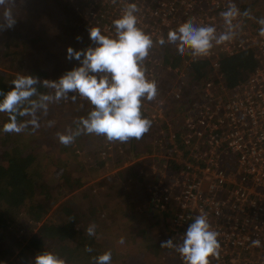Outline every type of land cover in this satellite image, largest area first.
Returning a JSON list of instances; mask_svg holds the SVG:
<instances>
[{
    "label": "built area",
    "instance_id": "obj_1",
    "mask_svg": "<svg viewBox=\"0 0 264 264\" xmlns=\"http://www.w3.org/2000/svg\"><path fill=\"white\" fill-rule=\"evenodd\" d=\"M69 2L74 4L75 15L87 22L89 28H99L110 38H116L113 21L129 3H135L139 9L137 27L154 41L143 67L147 78L155 80L157 86L171 73L183 80L194 60L209 63L211 74L189 98L186 110L176 113L179 124L173 120L176 114L168 116L167 106L180 99L177 90L158 94L145 104V112H153V117L164 123L161 126L165 130L159 126L158 131H163L162 146L167 145L163 158L175 157L182 167L179 177L169 186L157 184L158 208L168 213L169 229L181 239L202 210L208 214L221 245L219 257L209 258L211 264H264V36L247 27L239 16L233 21V40L214 45L206 57L186 54V63L172 69V58L166 62L168 55L164 49H154L156 41L163 37L168 47H177L167 41L168 33L189 20L196 26H215L217 35L227 31L220 13L232 4L231 0ZM241 52H249L256 65L245 80L228 87L218 74L220 58ZM180 67H184V73ZM185 152L192 159H185ZM257 240L259 246L253 244ZM176 254L178 264H184Z\"/></svg>",
    "mask_w": 264,
    "mask_h": 264
},
{
    "label": "rangeland",
    "instance_id": "obj_2",
    "mask_svg": "<svg viewBox=\"0 0 264 264\" xmlns=\"http://www.w3.org/2000/svg\"><path fill=\"white\" fill-rule=\"evenodd\" d=\"M67 1L69 0H66V2ZM231 3L235 4L241 13H244L245 11L249 13L248 16L241 15L247 27L254 30H259L261 28V25L257 21L261 18H264V0H231ZM47 12L48 11L45 8H42L40 5L36 6L34 10L26 8L21 12V17L18 19V26H29V28H31L30 35H27L31 36L33 41L28 43L26 51L22 49L20 52H23L26 57H30L31 59L34 57L37 66L47 73V80L55 81L58 80L65 72L80 66V62L75 58H67L68 47H71L73 50H85L87 47H95L96 45H94L89 39V29L91 28H89L87 22L82 21L80 18L74 16L73 20L69 19V17L65 15L67 10L64 13L61 10L53 9L50 13ZM29 13L31 16L27 17ZM71 25L76 26L74 30L73 28H70ZM67 26H69V30L65 29ZM86 33L88 34V42H86L84 39ZM78 36L81 37L80 40L76 39ZM154 49H164L166 54L171 56L173 59L177 56L185 57L186 60L189 58V55L178 54L177 48L168 47L167 43H165L163 46L155 43ZM23 64H26V59H24V57L18 56L15 58V64H12L11 67L0 68V71L2 72L1 74H10L11 76H16L17 74L27 75L26 72H24ZM171 66L172 69L178 67V65H175V61L171 64ZM180 70L184 73V67H180ZM170 75L171 77L165 80L167 83L164 93L169 90H177L180 94V108L186 109L189 106V95L182 97V94L184 93L183 88L187 89V91L191 90L190 84L192 81H190L187 74L184 75V78L181 81H178L177 77L173 73ZM158 89L160 90V88ZM39 92L54 94V90L49 88H41ZM191 92L195 93V89L193 88ZM213 95H215V92H213ZM73 96L75 99L72 98ZM192 104L194 105L193 102ZM157 106L153 107L152 110ZM92 107L93 106L90 105L86 99L81 98L77 93H70L68 99L61 100L59 103L50 104L47 115H44L41 111L37 112L40 128L33 130V133L30 134V136L36 134V138L29 140V142L33 141L30 149L34 148L36 160L39 162L38 167L43 170V176H46L47 173H49L46 183L37 185V188L41 189L42 186H48L50 184L57 188L59 185L62 186L64 184L63 180L55 177L57 171L53 169L52 163L49 161V156L54 155L56 157H67L69 156L70 151L75 149V153L79 154L80 152V154L77 159L69 165L68 170H70V172H76V176L78 174L84 176L83 178L86 184L82 189H85L84 191L87 192H80V189L73 194L61 196V194L58 193H64V190L61 189V187L59 189H55L54 191L57 192V195L54 197L56 199V203H53L49 207L48 213L45 216V220L53 222L63 221L65 217L60 214V211L57 210V207L64 203H70L71 205L75 206L77 212L79 211V208H81V211H79L78 214L82 213V215L86 217L89 216L88 208L92 206L95 208L92 209L94 214L93 219L95 216H98L100 220H103L106 223V227L101 232H105L102 234H106L110 238V241L113 245L117 244L116 248L118 249V253L125 252V248L121 249L118 245L119 239L116 240V238L122 234L136 236L135 242H132L134 240H131L129 245L126 244V247L129 246L131 249L141 251L142 244L146 243V239L144 234L138 233V231L145 228L146 226L156 225L157 234H155L157 236L160 234V232L162 234L165 232L163 229L165 223H167V217L161 216L158 211V202L156 199L158 195L156 194L155 190L159 181H162L161 174L163 173V170L160 165V159H157V150L162 146V142H157L156 145L151 147L152 152L156 151L151 156H149V153H147L145 149L146 144H148V136L145 134L140 140H136L134 143H132L131 140L126 143L109 142L103 136H96L93 134L88 136L89 145L86 151H80V149H78V144L75 145V143L73 145L77 146V148H74L72 144L71 147L70 145H62L59 142L57 133H65L69 130L72 131L71 128L73 127L74 121L79 120L75 119L76 116H72V113L77 111L86 114L87 111L92 109ZM162 108L165 110L166 103L162 106ZM168 110L170 112L169 107ZM3 114L4 113H0V121H2L1 116ZM153 114L154 113L151 112L149 118L152 121L151 129L156 132L159 131V126H163L164 123L160 124L159 120L153 117ZM175 119L179 124L180 120L177 114L173 116V120ZM48 121H55V124L52 127H48ZM59 123L63 124V128L58 127V125H60ZM168 123H170V121H168ZM160 134H163V131H160V133L156 134L154 138L161 139ZM153 141L154 139L151 142ZM1 147L2 146L0 144V149ZM136 152L141 153L137 154L140 157L134 156ZM154 159H157L156 163H154ZM100 162H104L102 170L105 169V172L96 171V167H99ZM124 168H127V170L123 172V174H118ZM135 173L137 175L142 173L144 182H146L148 186L151 185V188H153L155 191H153L151 197H148L147 193H142L136 196L134 199H130L131 187L129 188L128 178L129 174L132 175ZM168 175L172 178L175 177L173 169H169ZM55 183L58 184V186L55 185ZM169 184L170 182L163 183V185L166 187L169 186ZM90 191L91 193H89ZM49 192L51 191L49 190ZM127 198L129 201L128 203L125 202L127 201ZM115 204H118V206L122 208L127 205V215H123L122 212H117V210L113 208ZM107 207L108 209H106ZM13 209L14 207L12 205L7 203L5 204L4 200H0L1 214L7 213L9 216L13 212ZM26 220L27 219L21 221L26 222ZM21 221H19L17 226H10L7 229V233L5 235L6 239L10 236H13V233L16 234L15 238L18 239L23 237L29 238L40 225L38 223L35 224L32 221L27 222L24 225H20ZM98 221L99 220L94 219L93 222L97 223ZM75 222L82 226L85 225V219L82 216H78L75 219ZM20 228L23 230L21 231ZM75 228L77 227L75 226ZM128 230L131 233L128 232ZM172 237L175 243L182 241V239L178 236ZM1 244L4 245V243ZM24 245L25 243H22V247ZM154 246L152 247V252L151 247L147 248V252L149 251L148 253H156L155 258H162L163 255H159L158 252H154ZM22 247H15L14 250L11 248L9 249L10 252L8 250L10 256L9 261L18 259L19 261H25L24 264H34V258L37 253L33 251L25 250L22 252L21 259L17 257V253H19ZM144 249H146V246ZM174 251L175 250H173L172 254H175ZM99 253L100 252L97 251L95 256L99 255ZM172 254L166 253L164 255L167 256V259H169ZM62 258L66 259L65 257ZM81 258H84V260L79 259L77 264H87L86 262H89V260L92 258V255L84 254ZM147 259L148 260H141L138 257L136 258L137 262L133 259L132 260L133 264H155L154 261H149V257ZM13 262L17 263V261ZM73 262L76 263V258ZM170 264H178V261L174 258Z\"/></svg>",
    "mask_w": 264,
    "mask_h": 264
},
{
    "label": "clouds",
    "instance_id": "obj_3",
    "mask_svg": "<svg viewBox=\"0 0 264 264\" xmlns=\"http://www.w3.org/2000/svg\"><path fill=\"white\" fill-rule=\"evenodd\" d=\"M16 0H0V31L14 28L17 18L13 7ZM135 3H129L119 18L113 21L116 38L101 33L99 28L89 29V39L95 47L85 50L67 48V58H75L79 67L65 72L58 80H44V88L54 90V94L38 92L39 77L17 74L11 81L12 87L4 92L0 90V113H6L8 120L2 126L4 133L20 134L29 127L40 128L38 111L47 115L49 105L69 98L70 93H77L86 99L92 109L87 117L78 120L77 129L57 133L59 142L64 146L74 143L81 134L103 136L109 142L126 143L130 138L140 140L152 126V121L142 116V102H149L158 96L155 80L148 79L144 60L153 47V38L137 27ZM227 31L217 35L212 25L196 26L192 21H185L176 30L170 31L167 41L177 45L180 55L206 57L214 45H221L235 38L233 21L241 16L235 4H231L220 13ZM261 28L259 35L264 36V18L257 21ZM80 40L81 37H76ZM165 44L161 37L156 41ZM75 99V97H72ZM27 118V119H18ZM55 121H48L52 127ZM74 220V217H69ZM97 225L90 223L85 229L89 237L96 236ZM218 232L213 230L208 214L201 211L191 222L183 235L182 241L174 243L172 239L161 242L160 247L173 249L179 253L184 264H211L210 257L216 259L220 254ZM119 243L123 244L121 238ZM255 246L260 242L253 241ZM85 251L92 252L91 247ZM112 253L106 251L93 257V264H111ZM34 264H67L57 253L42 251L34 258Z\"/></svg>",
    "mask_w": 264,
    "mask_h": 264
},
{
    "label": "trees",
    "instance_id": "obj_4",
    "mask_svg": "<svg viewBox=\"0 0 264 264\" xmlns=\"http://www.w3.org/2000/svg\"><path fill=\"white\" fill-rule=\"evenodd\" d=\"M38 5H40L42 8H45L48 11L47 13H50L52 9L61 10L63 13L67 10L65 15L69 17V19L73 20V16H77L75 15L74 4L70 3L69 1L66 2V0H16L13 7L14 14L17 18L16 25L12 29L0 31V68L11 67L12 64H15V58H17L18 56L24 57V59H26V64H23L24 72H26L27 75L39 77L41 81V83L37 85V89L39 92L41 88H44L42 82L47 79V73L37 66L34 57L31 59L30 57H26L23 52H20V50L22 49L26 51L28 43L30 41H33V39L31 36H28L30 35L31 30L29 26H27L26 24V26L23 27L18 26V19L21 17V12L26 8L34 10ZM30 16L31 15L29 13L27 17ZM75 27V25L70 26V28H73V30L75 29ZM65 29L69 30V26H67ZM85 35L86 36H84V39L86 40V42H88V34L86 33ZM174 61L175 65L178 66L186 63L185 57L182 56L174 57V59L172 58L171 64ZM255 65L256 62L249 52H241L232 57L220 58V68L218 73L222 76L224 83L228 87H232L237 83L245 80L249 72L254 68ZM1 73L2 72L0 71V90L7 92L12 87L11 81L15 79L16 76H11L10 74L2 75ZM185 74H187L190 81H192L190 84L191 90L193 88L196 90L201 86L198 84L201 83L209 74H211V69L208 63L194 60L189 64L187 70L185 71ZM167 77L170 78L171 75L168 74ZM165 83L167 82L165 81ZM191 90L188 91L191 92ZM188 91L187 89L183 88L184 93L182 94V97H185V95H189L190 92ZM190 97L191 96H189V98ZM145 101L146 100L142 102V116L150 119L149 114L144 111ZM180 106L181 103L179 100L174 104L173 107L169 106L170 112L168 116L172 117L174 114L178 113L179 110L183 112L186 110L181 109ZM74 112L75 113H72V116H76L75 119H80L82 117L86 118L87 114L89 113V111H87L86 114H83V112ZM1 117L2 121H0V144L2 147L0 149V200H4L5 204L7 203L9 205H12L14 209L9 216L7 213H0V264H23L25 261H18L17 263H13V261L9 262V249L12 248L14 250L15 247H22V243H25V245L20 249L19 253H17V257L19 259H21L22 252L28 250L33 251L37 254L42 251H51L54 253L57 252V254L61 258H66L65 260L67 264H77L79 259L84 260V258H81L84 254L92 255V258L89 260V262L86 263L93 264V257H95V253L97 251L100 252L99 255L106 251H110L112 253L111 264H114L115 262H117L115 264H133V260L136 261V258L138 257L141 260H148L147 258L149 257V261H154L155 264H170L172 262V259L175 258L177 260L176 252L174 251L175 254H172L173 249L160 247L161 242L168 239L173 240L172 236L174 234L169 229L168 219L167 223H165L164 225L163 231L165 232L163 234L159 231L160 234L156 236V225L146 226L145 228H143L144 230L141 229L138 231V233L144 234V237L146 239V243L142 244L141 251L131 249L129 246L126 247V244L129 245L131 240H134L132 242H135L136 236L130 234L119 235L116 240L119 239L120 241V239L123 238L124 243H118L119 241L116 243H118L121 249L125 248L124 253H118V249L116 248L117 244L113 245L110 241V238L106 234H102L105 233L101 231L106 227V223L103 220H100L98 216H95L94 219L99 221L97 223L93 222L94 214L92 212V209L95 208L92 206L88 208L89 216L86 217L82 215V213L78 214V212L81 211V208H79V211L77 212L75 206L71 205L70 203H64L57 207V210L60 211V214L65 217L63 221L53 222L45 220V216L48 213L49 207L53 203H56V199L54 197L57 195V192L54 191L55 189H59L61 187V189L64 190V193H58L61 194V196H65L66 194H73L80 189V192H85V189H82L86 184L83 178L84 176L80 174L76 176V172H70V170H68L69 165L77 159L80 152L79 154H76V150L72 149L69 156L67 157H56L54 155H50L49 161L52 163L53 169L57 171L55 177L63 180L64 184L62 186L59 185V187L57 188L55 186L53 187L52 184L48 186H42L41 189L37 188V185L46 183L49 173H47L46 176H43V170L38 167L39 162L36 160L34 148L30 149L33 141L29 142V140H31L32 138H36V134L30 136V134L33 133L31 127L20 134L4 133L2 131V126L7 122L8 116L6 113H4ZM77 122L78 120L74 121L73 127L71 128L72 132L77 129ZM59 124L60 125H58V127L63 128V124ZM161 128L165 130L164 127L161 126ZM156 134H158V131L155 132L150 128L145 135L148 136V140L152 141L154 139L155 141L156 138L154 137ZM88 136L90 135L81 134L80 136L76 137L74 143L75 145L78 144V149H80V151H86V149L88 148ZM130 140L132 141V143L136 141L135 138H130L129 141ZM157 141L164 143L161 139H157L156 142ZM156 142H149L148 144H146L145 149L147 153H151V147L154 146ZM74 143H72V145ZM75 145H73L74 148H77V146ZM137 154L141 153L136 152V155ZM103 165L104 162H100L99 167H96V171L105 172V169L102 170ZM126 170L127 168H124L118 174H123V172H125ZM55 185L58 186V184L56 183ZM128 185L129 188L131 187L130 199H134L136 196L142 193H147L148 197H151L152 195L151 185L148 186V184L144 182L142 173L140 175H137L136 173L132 175L129 174ZM49 190L51 192H49ZM89 193H91V191ZM125 202H129L128 198ZM113 208L117 210V212H122L123 215H127V205L122 208L118 206V204H115ZM106 209H108V207ZM158 211L161 216L167 217L166 214L168 213H166L165 210H161L158 208ZM78 216L84 217L85 225L82 226L79 223L75 222V219ZM69 217H74V220L70 221ZM24 219H27L26 222L21 221ZM19 221H21L20 225H24L25 223L30 221L34 222L35 224L38 223L40 225L29 238L23 237L21 239H18L15 238L16 234L13 233V236H10L6 239L5 235L7 233V229L10 226H17ZM90 223H95L97 225L96 236L94 237H89L85 231ZM75 226L77 228H75ZM20 230L22 231L23 229L20 228ZM128 232L130 231L128 230ZM1 243H4V245ZM145 246L146 249H144ZM153 246L154 252H158L159 255H163L162 258H155L156 253H151ZM86 247H91L93 251H85ZM148 247H151L150 253H148L149 251L147 252ZM166 253H171L174 258L171 255V257L167 259V256L164 255ZM75 258L76 263L73 262Z\"/></svg>",
    "mask_w": 264,
    "mask_h": 264
},
{
    "label": "crops",
    "instance_id": "obj_5",
    "mask_svg": "<svg viewBox=\"0 0 264 264\" xmlns=\"http://www.w3.org/2000/svg\"><path fill=\"white\" fill-rule=\"evenodd\" d=\"M177 48V47H176ZM165 59H166V62H169V60L171 59V56H168V57H165ZM206 63H208V62H206ZM209 64V63H208ZM219 68H220V61H219ZM211 69V68H210ZM218 71H219V69H218ZM211 72H212V70H211ZM219 74V73H218ZM220 75V74H219ZM221 76V75H220ZM177 80H178V78H177ZM178 81H180V80H178ZM202 83V82H201ZM201 83H199L198 85H201ZM197 84V83H196ZM158 88H160V90L158 89V94L159 95H165V93H167V91L164 93V89L166 88V83H165V81H164V84L162 83V84H159L158 86H157ZM201 87V86H200ZM199 87V88H200ZM198 88V89H199ZM198 89H196L195 90V93L198 91ZM195 93H192V92H190L189 93V96H192V95H194ZM149 103V101H145V104H148ZM175 103H177V101H172L171 103H169L168 104V106H174V104ZM144 104V105H145ZM145 109V108H144ZM145 111V110H144ZM179 112H183V111H180L179 110ZM161 140L163 141V138H161ZM166 148H167V145H164V146H161L158 150H157V154H158V156H157V159H160V162H161V167L162 168H164L163 170H165V174H163V176L161 177L162 178V181H159V182H162V183H164V182H170V183H173L178 177H179V174H180V169L182 168L181 167V165L179 164V162L177 161V159L175 158V157H171L170 159H165V158H163L164 157V155H165V153H166ZM154 152H156V151H151V153H149V156H151V155H153V153ZM144 155V154H143ZM190 153L189 152H185V159H192V157H190ZM134 156H136V157H140L139 155H134ZM157 159H154L153 161H154V163H156L157 162ZM169 169H173V172L175 173V177L174 178H172V177H170L169 175H168V171H169ZM159 207V206H158ZM163 214H166V213H163ZM167 215V219H168V221L170 220V216L168 215V214H166ZM12 261H19L18 259H15V260H12ZM12 261H9V262H12ZM9 262H7V263H9ZM13 263H15V262H13ZM24 264V263H23Z\"/></svg>",
    "mask_w": 264,
    "mask_h": 264
},
{
    "label": "flooded vegetation",
    "instance_id": "obj_6",
    "mask_svg": "<svg viewBox=\"0 0 264 264\" xmlns=\"http://www.w3.org/2000/svg\"><path fill=\"white\" fill-rule=\"evenodd\" d=\"M151 142V140H148V143Z\"/></svg>",
    "mask_w": 264,
    "mask_h": 264
}]
</instances>
